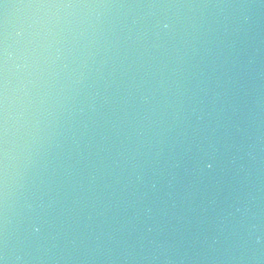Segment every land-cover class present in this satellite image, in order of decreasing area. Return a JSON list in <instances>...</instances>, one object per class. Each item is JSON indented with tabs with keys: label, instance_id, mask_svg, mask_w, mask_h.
<instances>
[{
	"label": "water",
	"instance_id": "water-1",
	"mask_svg": "<svg viewBox=\"0 0 264 264\" xmlns=\"http://www.w3.org/2000/svg\"><path fill=\"white\" fill-rule=\"evenodd\" d=\"M0 261L264 264V0H0Z\"/></svg>",
	"mask_w": 264,
	"mask_h": 264
},
{
	"label": "clouds",
	"instance_id": "clouds-1",
	"mask_svg": "<svg viewBox=\"0 0 264 264\" xmlns=\"http://www.w3.org/2000/svg\"><path fill=\"white\" fill-rule=\"evenodd\" d=\"M245 19H247V18H245ZM163 27H164V28H169V27H170V25H169L168 23H164V24H163ZM208 167H209V168H211V167H212V165H211V164H209V165H208ZM0 264H4V262H3V261H0Z\"/></svg>",
	"mask_w": 264,
	"mask_h": 264
}]
</instances>
